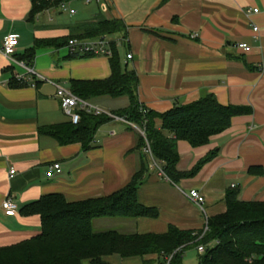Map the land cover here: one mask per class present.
<instances>
[{
	"label": "crops",
	"instance_id": "1",
	"mask_svg": "<svg viewBox=\"0 0 264 264\" xmlns=\"http://www.w3.org/2000/svg\"><path fill=\"white\" fill-rule=\"evenodd\" d=\"M75 2L67 10L55 6L30 19L32 0H0V247L41 233L40 216L21 213L27 204L49 194H62L68 202L108 196L130 183L149 160L139 148L144 132L132 122L112 119L102 125L88 150L81 143L61 145L39 132L70 121L54 83L71 90L72 80L110 77L111 66L109 56L73 58L67 45L38 47V41L71 39L80 24L98 18L125 23L126 33L110 38L121 48L123 65L137 72L139 98L147 109L165 113L214 94L223 105L253 111L234 117L231 127L206 145L178 142L181 172L219 150L192 178L175 184L149 162L138 200L156 208V218L119 223L116 218L96 219L95 230L120 224L117 229L125 232L162 234L174 226L203 235L209 218L227 211L229 189H240L241 201L264 202V172L249 173L252 166L264 168V0H101L104 12L91 18L85 12L82 20L75 18ZM7 35L18 38V56L37 48L30 67L45 80L35 76L34 85L10 86L21 69L1 52ZM241 43L251 49H241ZM90 102L113 113L130 106L128 96H100ZM157 124L161 127L162 122ZM56 163L60 172L51 170ZM12 168L16 173L11 177ZM192 189L205 197L203 207L187 196ZM8 197L18 205L16 215H7L3 208ZM103 260L161 264L157 254Z\"/></svg>",
	"mask_w": 264,
	"mask_h": 264
},
{
	"label": "trees",
	"instance_id": "2",
	"mask_svg": "<svg viewBox=\"0 0 264 264\" xmlns=\"http://www.w3.org/2000/svg\"><path fill=\"white\" fill-rule=\"evenodd\" d=\"M73 0H32L30 19L51 7ZM71 39H96L114 34H125V23L117 19L98 18L82 23ZM70 39L40 40L37 46L68 45ZM36 47L16 59L31 65ZM111 75L106 79L72 80L71 91L85 100L100 96L118 98L128 96L130 106L114 114L138 124L144 135L139 148L150 145L152 154L165 176L173 183L196 176L212 160L218 149L201 159L190 171L178 169L180 154L178 142L188 141L193 147L206 145L213 136L229 129L234 117L251 114L247 106L223 105L214 94L198 101L175 105L165 113L147 109L139 98V76L124 66L121 51L112 44ZM73 58L93 55L73 54ZM20 84L14 78L10 86ZM107 115L81 112V121L41 127V134L49 135L61 145L81 143L85 150L91 148L99 128L111 121ZM162 122L161 127L157 121ZM146 159L141 169L125 187L104 197L68 202L62 194H49L22 208L24 215H39L41 233L20 243L0 247V264H105L106 256L123 258L144 257L157 254L161 264L172 256L170 264H183V253L189 247H205L197 264H264V202H244L239 199L240 189H229L226 196L227 211L209 218L208 229L202 232L184 231L171 226L165 233L125 232L115 228L96 231V219L136 220L156 218L158 210L142 205L138 190L149 169ZM263 166H252L249 173L262 175Z\"/></svg>",
	"mask_w": 264,
	"mask_h": 264
},
{
	"label": "built area",
	"instance_id": "3",
	"mask_svg": "<svg viewBox=\"0 0 264 264\" xmlns=\"http://www.w3.org/2000/svg\"><path fill=\"white\" fill-rule=\"evenodd\" d=\"M50 1L53 2L55 0H50ZM83 1L86 4H89L92 1L100 3L101 0H83ZM67 5L68 3H62L59 5V7L62 8L63 10H67L68 9ZM71 12L74 13V11ZM254 12H258V9H254ZM254 29L258 30L259 28L255 26ZM18 43H19L18 38L15 35H7L4 38L1 47V52L6 57L9 58V60L13 65L21 69V71L17 72L13 78L16 81H18V83L26 84V85L29 84L34 85L35 76H37L38 79L40 80H45L44 77H42L39 73H37L32 67L27 65L25 61H19L16 59V48ZM112 44H113V40H110V36H103L96 39L73 38L69 40L67 47L70 49V52L73 54L75 53L90 54L93 56L106 55L112 57L113 55ZM239 47L244 50L251 49V47L247 43H241ZM131 57L132 55H128V59H131ZM54 84L57 88L56 96L60 99L62 109L64 113L69 117L71 123L76 125L81 121L82 111L94 115H107L112 119H118L129 122L124 117H119L109 110L93 105L89 100L82 99L81 97L75 95L70 89L62 86L61 84L58 83H54ZM144 151L149 158V162L151 166L157 168L160 173L164 174L162 168L154 158L149 144H147ZM60 169L61 166L58 163L54 164L51 168L52 171L56 170L57 172H60ZM15 173L16 170L12 168L10 170V176L12 177ZM187 196L195 204L201 207L204 206L205 197L201 194L200 191L196 189H192ZM3 208L6 211L7 215L12 216L18 213V205L10 197L5 199V201L3 202ZM207 229H208V225L206 226L205 231ZM198 251L200 253H204L205 247L203 245H200L198 247ZM171 259L172 256L168 257L165 264H170Z\"/></svg>",
	"mask_w": 264,
	"mask_h": 264
},
{
	"label": "rangeland",
	"instance_id": "4",
	"mask_svg": "<svg viewBox=\"0 0 264 264\" xmlns=\"http://www.w3.org/2000/svg\"><path fill=\"white\" fill-rule=\"evenodd\" d=\"M77 2H75L74 4V8L77 10V13L75 15L76 19H80L83 17L82 15H84V13L86 12L87 15H89L88 18H91L90 16L97 14V13H102L104 12L101 7L99 6V3L92 1L89 4H86L83 0H76ZM87 22H91V21H87ZM115 40H116V36ZM110 40L114 41V38H110ZM121 51V48H120ZM117 221V223H119L118 221H122L120 219L115 220ZM115 229L119 228L118 226H120V224L117 225H113ZM200 256V253L198 252V249L196 247H189L187 248L184 253H183V264H197L198 263V258Z\"/></svg>",
	"mask_w": 264,
	"mask_h": 264
}]
</instances>
